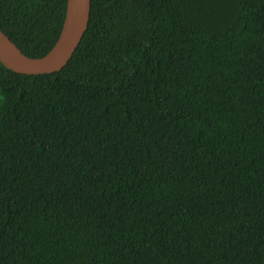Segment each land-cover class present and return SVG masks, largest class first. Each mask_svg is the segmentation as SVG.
<instances>
[{
  "label": "trees",
  "instance_id": "1",
  "mask_svg": "<svg viewBox=\"0 0 264 264\" xmlns=\"http://www.w3.org/2000/svg\"><path fill=\"white\" fill-rule=\"evenodd\" d=\"M67 0H0L31 57ZM0 264H264V0H92L59 71L0 62Z\"/></svg>",
  "mask_w": 264,
  "mask_h": 264
},
{
  "label": "water",
  "instance_id": "2",
  "mask_svg": "<svg viewBox=\"0 0 264 264\" xmlns=\"http://www.w3.org/2000/svg\"><path fill=\"white\" fill-rule=\"evenodd\" d=\"M92 0H67L59 37L43 56L31 57L0 28V62L25 74L52 73L61 70L78 48L89 27Z\"/></svg>",
  "mask_w": 264,
  "mask_h": 264
}]
</instances>
